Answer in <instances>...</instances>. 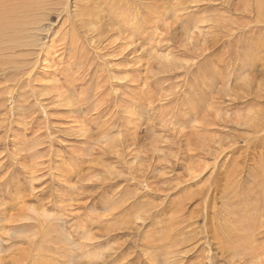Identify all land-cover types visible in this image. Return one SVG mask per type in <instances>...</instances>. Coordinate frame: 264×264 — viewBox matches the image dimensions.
I'll use <instances>...</instances> for the list:
<instances>
[{
  "label": "rangeland",
  "instance_id": "rangeland-1",
  "mask_svg": "<svg viewBox=\"0 0 264 264\" xmlns=\"http://www.w3.org/2000/svg\"><path fill=\"white\" fill-rule=\"evenodd\" d=\"M104 1L0 0V264L243 257L219 255L215 224L236 218L231 159L261 193L264 71L248 59L264 57V0H125L116 15Z\"/></svg>",
  "mask_w": 264,
  "mask_h": 264
},
{
  "label": "bare ground",
  "instance_id": "bare-ground-1",
  "mask_svg": "<svg viewBox=\"0 0 264 264\" xmlns=\"http://www.w3.org/2000/svg\"><path fill=\"white\" fill-rule=\"evenodd\" d=\"M8 1V0H7ZM128 1V0H127ZM156 1V0H154ZM157 2V1H156ZM1 3V2H0ZM126 3L125 0H105L104 1V7H107L109 8L110 10L112 8L110 7H114L112 11L113 14L115 13V15L117 13H119V11H121L122 9H124V6L126 7ZM257 3V2H256ZM5 4V3H4ZM258 4V3H257ZM257 4H255V12L257 13L258 16H264V8L261 6H257ZM262 4V3H261ZM2 6V4H1ZM5 6V5H4ZM8 6V5H7ZM97 6V5H96ZM264 6V4H263ZM6 7V6H5ZM123 7V8H122ZM134 7V6H133ZM10 8V6H9ZM27 8V7H26ZM122 8V9H121ZM153 8V7H152ZM261 8V9H260ZM3 9V8H2ZM13 9V8H12ZM151 9V8H150ZM154 10V9H153ZM83 11V10H82ZM98 14L101 13V9L97 6V9L95 8V10ZM104 11V9H103ZM135 11V10H134ZM133 11V12H134ZM108 12V10H107ZM132 12V13H133ZM153 12V11H152ZM152 12L148 13V18H151L152 17ZM109 13V12H108ZM112 13V12H111ZM5 14V13H4ZM8 14V13H7ZM2 15V14H1ZM0 15V16H1ZM85 15V14H84ZM114 15V16H115ZM138 15V12L136 11V14H135V17H137ZM4 17V15H3ZM88 17V16H87ZM8 20V19H7ZM154 20V19H153ZM6 21V20H5ZM264 21V20H263ZM124 22V21H123ZM3 23V22H2ZM1 23V24H2ZM11 27V25H10ZM95 27V26H94ZM13 29V28H11ZM18 29V28H17ZM21 30V29H20ZM10 31V30H9ZM3 32V31H2ZM8 32V31H7ZM11 32V31H10ZM13 32V31H12ZM6 33L3 32V35H5ZM19 35V34H18ZM3 37V36H2ZM13 38V37H12ZM8 39V38H7ZM9 39H10V36H9ZM18 40V39H16ZM13 41V39H12ZM15 42V40H14ZM7 43V42H6ZM9 43V42H8ZM16 45V44H15ZM12 46V45H10ZM22 46V45H20ZM4 47V46H3ZM18 47V46H17ZM10 48V47H9ZM252 51H255L258 47H250ZM255 49V50H254ZM250 51V50H249ZM251 51V52H252ZM253 54H255L256 52H252ZM251 57V56H250ZM249 57V58H250ZM257 57V56H256ZM12 58V57H11ZM14 58V57H13ZM252 58V57H251ZM248 59L249 61V64L252 66V68L254 69L255 68V65L256 63H260L262 65V71H264V57L260 56L259 59ZM258 58V57H257ZM3 61V60H2ZM24 61V60H23ZM252 71V70H251ZM198 111V110H197ZM195 110L194 114L197 112ZM260 111V110H259ZM99 112V111H98ZM258 113V111H256V114ZM198 114V113H197ZM255 114V113H254ZM264 114V113H263ZM260 118H263L262 116ZM262 121V120H261ZM260 123V122H259ZM263 123V121H262ZM261 124H257L256 127L260 126ZM255 125H253L252 127H254ZM206 128V127H205ZM255 128V127H254ZM256 129V128H255ZM260 137V136H259ZM263 138V137H262ZM252 139V138H251ZM250 139V140H251ZM263 140V139H262ZM262 140L258 139V138H255L254 140H252L251 142H248V144H252L253 148L251 150V154L253 152L256 151L257 147L261 144ZM247 144V143H246ZM263 144V143H262ZM199 149V148H198ZM236 152V151H235ZM256 153V152H255ZM260 155L258 158H260V160H262V163L259 165L255 164L253 166V170H252V178L255 181V183L257 184H262L260 187L258 185V192H256V189H252V185L249 186V187H246V185H244L241 181L243 180H240L241 179V175H240V171L239 170H242L243 172V169L240 168L243 167L242 165L236 163V158H233L231 159V164L230 166H233V169L230 170L228 169V167L226 166L225 169H221L222 171H220L221 173V177H225V182H223L224 184L220 183L221 187H224V191L227 192L228 194L231 193L233 191H235V187H237V191L235 192L234 194V198L232 200H230L228 204H234L233 206V210L232 212L236 215V218L232 219V220H228L227 217H223L222 219H220V221L217 222V224H215L217 226V231L218 233L216 234L215 236V239L218 240L217 244V251L220 253L219 255H223V252L224 253H227V255H230V254H233L232 256H234L236 253H242L243 254V257L241 256L240 258H233V261H225L226 264H237V262H239L238 264H264V243L261 245V242H257V240H259V238L261 237H264V156H261V152H259ZM198 154V153H197ZM188 155V154H187ZM60 156V155H59ZM231 156V155H230ZM188 157V156H187ZM179 159V158H178ZM192 159V158H191ZM66 160V159H65ZM81 160V159H80ZM119 160V159H118ZM179 162V160H178ZM78 163V162H77ZM180 165V164H179ZM218 166V165H217ZM245 166V165H244ZM257 166H259L257 168ZM95 167V166H94ZM93 168V166L89 167ZM163 168H167V167H163ZM170 168V167H169ZM171 169V168H170ZM218 169V168H216ZM73 170V169H72ZM90 169L88 170V172L91 171ZM94 170V169H93ZM251 170V169H250ZM74 171V170H73ZM165 171V170H164ZM167 171V170H166ZM172 171V170H171ZM202 171V170H201ZM70 172V171H69ZM75 172V171H74ZM132 172V170H131ZM174 172V171H173ZM194 172V171H193ZM216 172V171H215ZM248 172V171H247ZM225 173V174H223ZM146 174V173H145ZM149 174V173H148ZM165 174V173H164ZM213 174V173H212ZM66 175V174H64ZM71 175V174H69ZM75 175V178H81L83 177L84 175L86 176L87 174H81L79 173L78 171L74 174ZM240 175V176H239ZM250 175V174H249ZM195 175L193 174V177ZM63 177V176H62ZM70 177V176H69ZM73 177V175H72ZM146 177V175H145ZM149 177V176H148ZM166 177V176H165ZM71 178V177H70ZM160 178V177H159ZM163 178V177H162ZM161 178V179H162ZM216 178H217V182L215 183L216 185V188H218L219 186V182H218V179L220 178L218 175H216ZM248 178V176H247ZM116 179V178H115ZM151 179V178H149ZM171 179V178H170ZM222 179V178H221ZM224 179V178H223ZM222 179V180H223ZM234 179V181H233ZM249 179V178H248ZM66 180V179H65ZM78 180V179H77ZM153 180V179H152ZM167 180V179H166ZM164 180V181H166ZM222 180H220V182H222ZM258 180V181H257ZM145 181V180H144ZM192 181V180H191ZM106 181L105 182V187H103L104 185L100 186L98 189H100L101 192L103 193H100L101 195H105L106 192L108 191V189H110V187H112V182H108ZM140 182V181H139ZM251 182V180H250ZM52 183V182H51ZM167 183V182H166ZM83 184V183H82ZM117 185V184H116ZM212 185V184H211ZM214 185V186H215ZM34 187V186H33ZM65 187V186H64ZM252 187V188H251ZM234 189V190H233ZM17 190V189H16ZM78 190V189H77ZM151 190V189H150ZM206 190V189H205ZM80 191V190H79ZM123 191V190H122ZM207 191V190H206ZM231 191V192H230ZM71 193V191H69ZM215 192V191H214ZM19 193H21V191L18 189L17 192L15 191V193L13 194V196L11 197H16L15 199H8L7 203H8V206L10 207L11 205L10 204V201H23L24 202V198L22 195H19ZM232 194V193H231ZM29 195V193L27 194ZM204 195L203 193L200 194V196ZM195 196V193L192 191V190H187L186 191V200H189V199H192V197ZM205 196V204L206 205H210L211 208H214V204H213V200H209V196L207 195H204ZM214 196V195H213ZM26 197V196H25ZM40 199H41V196H39ZM203 197V196H202ZM201 197V198H202ZM255 197V198H254ZM28 198V197H26ZM180 198V197H179ZM37 199V198H36ZM69 199V198H68ZM137 199V198H136ZM252 199H255V202L252 200ZM27 200V199H26ZM25 200V201H26ZM42 200V199H41ZM134 200V199H133ZM193 200V199H192ZM199 199H197L198 201ZM131 201V200H130ZM143 201V200H142ZM226 201V200H225ZM41 202V201H40ZM172 202H176L178 203L177 201H172ZM5 203V202H4ZM17 203V202H15ZM92 203V202H91ZM128 203V202H127ZM134 203V202H131V204ZM201 203V201H200ZM199 203V204H200ZM41 205L42 202L40 203ZM82 204V203H81ZM104 205V203H102ZM5 205V204H4ZM102 205V207H103ZM130 205V204H128ZM7 206V207H8ZM105 206V205H104ZM135 206V205H133ZM94 207V205H93ZM97 207V206H96ZM122 207V206H120ZM127 207H130V206H127ZM127 207L125 209H127ZM172 207V205H170L169 209ZM62 208V207H61ZM4 209V208H3ZM59 209V208H58ZM104 209H107V208H104ZM130 209V208H129ZM163 209V208H162ZM177 209V208H176ZM5 210V209H4ZM179 210V209H178ZM210 210V209H209ZM126 211V210H125ZM128 211V210H127ZM126 211V212H127ZM3 212V211H2ZM129 212V211H128ZM159 212V211H158ZM193 212V211H192ZM203 212V211H202ZM123 213V212H122ZM185 213V212H184ZM194 213V212H193ZM4 214V213H2ZM151 214V213H150ZM233 214V215H234ZM5 215V214H4ZM106 215V214H105ZM228 215H231L228 214ZM90 216V215H89ZM98 216V215H97ZM208 216V215H207ZM225 216V215H223ZM96 217V216H95ZM119 217V216H118ZM184 217V216H183ZM182 217V218H183ZM188 217V215L186 216ZM51 218V217H50ZM112 218V217H111ZM229 218V217H228ZM219 219V218H218ZM105 220V219H104ZM120 220V219H119ZM48 221V220H47ZM51 221V220H50ZM80 221V220H79ZM113 221V220H112ZM83 222V221H82ZM108 222V221H107ZM106 222V223H107ZM87 223V222H86ZM105 223V224H106ZM191 223V222H190ZM207 223V222H206ZM3 224V223H2ZM102 224V223H101ZM196 224V223H195ZM103 225V224H102ZM110 225V224H109ZM207 225V224H206ZM214 225V226H215ZM202 226V225H201ZM59 227V226H58ZM107 227V226H105ZM116 227V226H115ZM166 227V226H165ZM168 227V225H167ZM262 227V228H261ZM65 228V227H64ZM162 228V227H161ZM207 228V227H206ZM63 229V228H62ZM61 229V230H62ZM106 229V228H104ZM181 229V228H180ZM194 229V228H193ZM58 230V229H57ZM74 230V229H73ZM107 230V229H106ZM159 230V228H158ZM209 230V229H208ZM211 230V228H210ZM77 231V230H76ZM99 231V230H98ZM102 231V230H101ZM108 231V230H107ZM113 231V230H112ZM138 231V230H136ZM179 231V230H178ZM190 231V230H189ZM188 231V233H189ZM78 232V231H77ZM97 232V231H96ZM193 232V231H192ZM76 233V232H75ZM81 233V232H80ZM130 233H133V232H130ZM137 233V232H136ZM180 233V231H179ZM182 233V232H181ZM184 233V232H183ZM194 233V232H193ZM261 233V234H260ZM84 234V233H83ZM93 234V233H92ZM186 234V232H185ZM260 234V235H258ZM81 235V234H80ZM91 235V234H90ZM89 235V236H90ZM145 235V234H144ZM164 235V234H163ZM192 235V234H191ZM208 235V234H207ZM56 236V235H55ZM88 236V237H89ZM109 236V235H108ZM129 236V235H128ZM91 237V236H90ZM110 237V236H109ZM170 237V236H169ZM184 237V236H183ZM182 237V238H183ZM189 237V236H188ZM198 237V236H197ZM72 238V237H71ZM85 238V237H84ZM130 239V238H128ZM137 239V238H136ZM87 240V239H86ZM95 240V239H94ZM127 240V239H126ZM220 240V241H219ZM124 241V240H123ZM146 241V245L148 246H153L152 244V241H150V239L146 238L145 239ZM168 241V240H167ZM170 241V240H169ZM186 241H190V240H186ZM135 242V241H134ZM102 243V242H100ZM99 243V244H100ZM133 243V242H132ZM164 243V242H163ZM167 243H170V242H167ZM182 244V243H181ZM206 244V243H205ZM125 245V244H124ZM73 246V244H72ZM210 246V245H209ZM263 246V247H261ZM147 247V246H145ZM261 247V248H260ZM144 248V247H143ZM149 248V247H147ZM180 248V247H179ZM52 249V248H51ZM50 249V250H51ZM78 250V249H77ZM209 250V249H208ZM149 251V250H148ZM223 251V252H222ZM46 252V251H45ZM73 252V251H72ZM114 252V250H113ZM117 252V250H116ZM114 252V253H116ZM211 252V251H210ZM109 254H107L106 258L101 261L100 263L98 264H107V263H110V262H113L116 260V256H111L110 255V252H108ZM146 253V252H145ZM147 254V253H146ZM211 254H214L216 255L217 252H211ZM68 255V254H67ZM218 255V256H219ZM231 256V257H232ZM69 257V256H68ZM229 257V256H228ZM230 258V257H229ZM228 258V259H229ZM82 259V258H80ZM227 259V257L225 258ZM52 260V259H51ZM107 260V262H105ZM202 259H200V262H201ZM45 261V260H44ZM110 261V262H109ZM47 262V261H46ZM58 262V261H57ZM85 263V262H84ZM183 263V262H182ZM205 264V262H203ZM54 264V263H53ZM63 264V263H62ZM77 264V263H76ZM87 264V263H86ZM94 264V263H93ZM181 264V263H180ZM221 264H225V263H221Z\"/></svg>",
  "mask_w": 264,
  "mask_h": 264
}]
</instances>
